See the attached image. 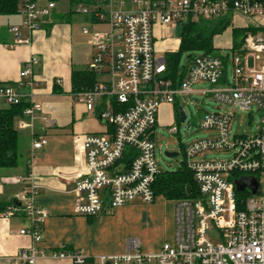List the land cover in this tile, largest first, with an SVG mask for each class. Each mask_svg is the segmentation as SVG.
I'll use <instances>...</instances> for the list:
<instances>
[{"label": "built area", "instance_id": "built-area-1", "mask_svg": "<svg viewBox=\"0 0 264 264\" xmlns=\"http://www.w3.org/2000/svg\"><path fill=\"white\" fill-rule=\"evenodd\" d=\"M56 8V1L46 6L37 0H22V25L10 31L15 40L11 47L26 42L23 31L30 33L42 27ZM90 23L84 34H92L94 46L88 69L107 74L90 89L77 92L76 99L87 110H96L103 98L109 104L98 110L108 125V133H77L73 137L74 167L60 174L73 176L77 195L75 213L95 216L125 206L134 200L152 203L156 199L155 184L162 170L155 155V129L164 103L174 104L186 97L193 85L208 81L200 92L213 97L226 108L202 115L200 126L213 133L186 145L185 163L193 172L197 195L175 200V231L172 242H165L155 252H145L140 240L130 238L120 254L100 255V264H264V0H90L74 8ZM231 21L237 15L249 18L243 23L245 32L237 47L229 48L228 58L220 53L194 55L186 78L169 77L166 58L156 55L155 26L180 27L189 19L217 21L225 16ZM95 24L107 26L100 31ZM255 55L249 67V56ZM234 66L232 80L227 65ZM37 60L21 70V77L32 74ZM22 84L0 83V100L4 105L29 103L17 120L18 129H31L35 113L42 105L22 90ZM260 116L256 133L235 135L229 141V123L238 110ZM48 124L53 120L44 117ZM173 133L178 126L170 125ZM47 143L44 137H33L31 154ZM234 150L226 160H192L204 149ZM20 205H9L0 213L12 216L22 212L30 225L20 230L33 245L22 249L17 259L36 264L40 258H70L87 263L85 251H38L47 211L35 203L39 185L30 172L17 175ZM242 185L244 189L237 190ZM257 191L254 193V190Z\"/></svg>", "mask_w": 264, "mask_h": 264}, {"label": "crops", "instance_id": "crops-1", "mask_svg": "<svg viewBox=\"0 0 264 264\" xmlns=\"http://www.w3.org/2000/svg\"><path fill=\"white\" fill-rule=\"evenodd\" d=\"M67 13L69 11L58 12L56 6L52 16L46 19H50L51 22L48 29L41 27L32 33L24 29L23 37L26 42L13 47L11 45L15 40V36L10 28L14 25H22L21 8L16 14H0V83L12 85L21 83L23 85L22 90L25 93H30L32 100L42 105V110L35 113L33 127L19 130L20 149L22 148L20 165L12 169H0V202L13 204L20 189V184L16 182L15 178L17 175L24 174L29 170L35 176L39 185L35 203L48 213L42 229V239L37 243L38 251L50 254L54 250L65 249L68 251H85L91 256L87 263H76L70 258L54 259L45 257L40 258L36 264H100L98 256L124 252L127 240L118 244L115 250H103L95 242L92 228L95 222L98 223L105 218L104 214L106 212L100 213L99 216H85L75 213L77 195L73 191L75 186L74 177H66L60 174L61 171L66 172L74 167L73 137L82 131L81 119L93 111L102 123H106L100 117L98 110L109 107V104L105 103L103 98H100L96 102V110H87L85 103L76 99V93L73 92L72 71L78 70L74 66L77 61L75 57L76 50L80 48V42L75 38L76 31L71 23L72 15ZM237 17L242 18L239 15ZM234 18L231 21L232 25L242 27L243 24H237ZM175 28L177 27L155 26L156 55L158 51H162L163 55L158 56L166 57L168 52L178 50L179 36L176 50L168 49L167 40L162 42L165 47L158 49L159 42H157L158 37L169 36L170 31L172 32ZM228 29L231 30L232 36V29ZM232 46L233 39L231 37L228 49ZM93 54L94 46L85 68H88ZM34 55L37 60L33 64L32 74L21 77V70ZM100 79L97 75V80ZM178 100L174 104H162L159 117L163 116V119H165L167 117L165 111L169 106H178ZM3 106L6 105L0 100V107ZM179 109L178 112L174 110L178 124ZM44 117L52 119L53 124H48ZM69 129H71V134L61 133ZM93 133H108V125L105 132ZM32 135L44 137L47 140L44 147L33 155L31 154ZM64 138L68 140L66 141ZM13 169L17 171L15 172ZM157 197L162 198V201H160L162 203L166 201L173 203L169 211V222L173 226V235L170 240L164 241L158 248H143L140 241L141 248L145 252H155L165 242H172L174 239L175 200L167 199L163 195H157ZM155 200L153 201L154 204H156ZM129 203H133V201ZM151 207L153 208L154 205ZM115 209L107 213L113 212ZM29 225L30 220L22 212L12 216H2L0 214V264H24L16 257L20 250L33 245L30 236L20 233L22 228Z\"/></svg>", "mask_w": 264, "mask_h": 264}, {"label": "rangeland", "instance_id": "rangeland-1", "mask_svg": "<svg viewBox=\"0 0 264 264\" xmlns=\"http://www.w3.org/2000/svg\"><path fill=\"white\" fill-rule=\"evenodd\" d=\"M20 1V8H22V0ZM49 0H37V5L46 6ZM57 11L64 13L69 11L70 8L74 9L75 5L71 7L69 0H56ZM4 19H6L4 17ZM237 24L249 23L247 17L234 18ZM71 23L76 31V40L80 42V48L76 50V64L75 68L83 69L89 62L90 55L93 50L91 38L93 33H82L83 26H90V23L83 15L73 12ZM95 30H106L107 26L103 24H95L92 26ZM180 27L170 31L169 36H161L157 38L159 48H163V41L167 40L168 49H177V38L179 36ZM156 31V29H155ZM231 30L227 29L222 34L214 37V44L218 47L219 53L228 58L231 55L228 49L231 40ZM162 43V44H161ZM161 44V45H160ZM165 47V46H164ZM158 51V50H157ZM204 51L201 49L196 50H183L180 61L179 70L181 71L188 63L187 57L191 54L201 55ZM158 55H163L162 51L157 52ZM255 55L249 56V67L254 66ZM230 60V58H229ZM234 66L230 62L227 65L228 79L232 80ZM101 79H107V74H98ZM210 83L208 81H201L193 85L195 92L184 97L179 96L178 106H169L165 111L167 117L163 119L159 117L158 125L155 129V155L158 160L160 168L164 171H175L180 164L185 161L183 149L186 145L192 142L209 137L213 131L204 129L200 126V119L202 115L207 113H214L219 110L224 111L225 106L216 101L213 97H205L200 91L208 88ZM179 107L186 114L185 125L178 124L174 115V110L178 111ZM109 108V107H108ZM253 115L248 110H238L236 115L229 123V141L235 135L253 136L259 128L260 116L258 114L257 106H252ZM82 131L81 133L105 132L107 130V123H102L96 113L86 114L80 121ZM178 126V132L173 133L170 125ZM62 134H71V129L61 132ZM66 141L67 138H64ZM21 147V142H20ZM22 151V148L20 149ZM177 152L175 157H168L166 152ZM234 150L222 149H204L196 153L192 160H226L233 156ZM22 157V156H21ZM17 168V167H16ZM15 172L17 170L13 169ZM162 201L161 197H157L155 203L143 202L134 200L133 203L125 205V207L115 209L113 212L104 214L105 218L100 222H95L93 235L95 242L103 250H115L121 242L124 243L127 239L138 238L140 239L143 248H158V246L166 240H170L173 235V226L169 222L170 208L173 203L170 201ZM154 207L152 208L151 206ZM169 208V209H168ZM101 214H98V216ZM97 216V215H96ZM145 264H153V262H146Z\"/></svg>", "mask_w": 264, "mask_h": 264}, {"label": "trees", "instance_id": "trees-1", "mask_svg": "<svg viewBox=\"0 0 264 264\" xmlns=\"http://www.w3.org/2000/svg\"><path fill=\"white\" fill-rule=\"evenodd\" d=\"M56 1V0H55ZM90 0H69L71 7ZM20 10L19 0H0V14L12 15ZM74 9L70 8L68 15H72ZM50 19L44 21L42 27L48 29ZM228 28L232 29L233 47L239 45V41L246 31L244 27H236L231 23V16H225L217 21L187 20L180 26V44L177 51L166 54L167 71L169 77L175 81H183L189 71L195 54L187 57V65L180 71L179 61L183 50L201 49L204 53H219L218 47L214 44V37L222 34ZM97 74L88 68L72 71L73 92L92 88L97 83ZM57 85V84H55ZM29 105L23 101L20 104L0 107V169H12L20 165V132L17 128V120L23 115L24 109ZM178 112V111H177ZM35 135H32V138ZM29 171V170H28ZM187 189H190L188 194ZM197 184L193 172L183 161L175 171H163L157 175L155 193L163 195L167 199L179 200L197 195ZM11 205L7 202H0V213Z\"/></svg>", "mask_w": 264, "mask_h": 264}, {"label": "water", "instance_id": "water-1", "mask_svg": "<svg viewBox=\"0 0 264 264\" xmlns=\"http://www.w3.org/2000/svg\"><path fill=\"white\" fill-rule=\"evenodd\" d=\"M178 119H179V124H181V125H185V121H186V114H185V112L180 108L179 109V117H178ZM166 155L168 156V157H175V156H177L178 155V153L177 152H169V151H167L166 152ZM242 189H244V186H242V185H238L237 186V190H242ZM257 191V189H255L254 190V193ZM187 192H188V194L190 193V189H187ZM13 204L14 205H20L21 203H20V201H18L17 199H15L14 201H13Z\"/></svg>", "mask_w": 264, "mask_h": 264}]
</instances>
